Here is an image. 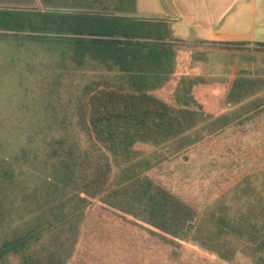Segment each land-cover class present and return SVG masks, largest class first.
<instances>
[{"label": "rangeland", "instance_id": "rangeland-1", "mask_svg": "<svg viewBox=\"0 0 264 264\" xmlns=\"http://www.w3.org/2000/svg\"><path fill=\"white\" fill-rule=\"evenodd\" d=\"M140 4L138 12L144 15L155 7L152 2ZM46 8L37 2L21 11L42 14ZM30 20L35 19L26 16L17 30L0 27V247L4 241L15 247L0 264H23L25 254L50 248L56 239V231L48 229L52 212L76 194L75 180L107 170L105 156L93 153L78 129L76 107L84 88L97 80L130 86V74L114 64L79 56L75 43L37 39ZM198 69L204 73L205 64ZM200 78L205 77L178 74L153 93L169 106L184 109L178 103L189 91L193 100L188 110L203 115L195 128L165 146L140 143L136 149L143 153L139 171L203 211L248 176H255L253 185L261 190L264 112L244 126L239 123L264 111V95L227 105L203 90L194 95ZM256 100L259 109L250 105ZM206 116H229L232 124L219 131L221 121L214 124ZM189 139L196 144L189 146ZM74 162L83 174L71 180L67 165ZM109 177L114 183V173ZM211 213L212 209L205 214L192 240L183 243L181 262L264 264L263 250L252 247L249 240L226 236L225 246L214 245L217 231ZM87 214L69 264H178L171 247L147 230L117 219L100 202L95 201ZM42 227L46 232H40Z\"/></svg>", "mask_w": 264, "mask_h": 264}, {"label": "trees", "instance_id": "trees-1", "mask_svg": "<svg viewBox=\"0 0 264 264\" xmlns=\"http://www.w3.org/2000/svg\"><path fill=\"white\" fill-rule=\"evenodd\" d=\"M41 3L44 7L83 12L38 14L3 10L0 27L21 29L26 16H32L35 20L30 22L38 33L37 39L75 43L79 56L114 64L131 77H128L130 86L97 80L84 88L76 107L78 129L90 150L105 156L107 170L75 180L76 194L52 212L48 229L56 231L54 243L41 253L25 254L23 264H69L84 232L87 212L95 201L117 219L147 230L171 247L178 264H184L180 261L183 243L192 240L210 209L217 231L214 245L225 246L223 238L229 236L240 242L249 240L252 247L257 245L258 250H264V171L261 190L253 185L255 176H248L203 211L157 183L146 171H139L143 153L136 149L138 144L165 146L194 129L198 118L203 117L188 110L193 100L189 91L181 104L175 97L184 109L173 108L153 95L171 77L181 74V69L176 74L177 51L168 21L131 16L137 14V0H41ZM48 32L53 36H48ZM220 45L244 49L247 43ZM260 46L264 50V44ZM258 101L250 105L259 109ZM263 112L258 110L239 124L244 126ZM206 117L213 119L214 124L221 121L219 131L232 124L229 116ZM195 144L188 140L189 146ZM80 166L78 162L67 165L68 170L72 169L67 171V178L78 177ZM112 173L114 183H110ZM41 230L46 232L44 227L40 229L42 233ZM14 249L10 241H4L0 259Z\"/></svg>", "mask_w": 264, "mask_h": 264}, {"label": "crops", "instance_id": "crops-1", "mask_svg": "<svg viewBox=\"0 0 264 264\" xmlns=\"http://www.w3.org/2000/svg\"><path fill=\"white\" fill-rule=\"evenodd\" d=\"M140 1L152 2L154 10L139 13ZM37 2L41 0H0V11H21ZM137 12L168 21L177 51L176 74L181 69L183 76L205 77L193 88L194 95L203 90L227 105L264 95V0H137ZM223 43L247 46L227 49ZM202 64L204 73L198 69Z\"/></svg>", "mask_w": 264, "mask_h": 264}, {"label": "water", "instance_id": "water-1", "mask_svg": "<svg viewBox=\"0 0 264 264\" xmlns=\"http://www.w3.org/2000/svg\"><path fill=\"white\" fill-rule=\"evenodd\" d=\"M48 12H57V13H79L83 12L82 10L75 9H65V8H46Z\"/></svg>", "mask_w": 264, "mask_h": 264}]
</instances>
